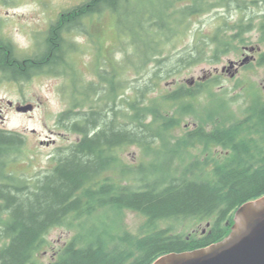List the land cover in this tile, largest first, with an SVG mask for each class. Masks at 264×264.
Wrapping results in <instances>:
<instances>
[{"label": "trees", "instance_id": "1", "mask_svg": "<svg viewBox=\"0 0 264 264\" xmlns=\"http://www.w3.org/2000/svg\"><path fill=\"white\" fill-rule=\"evenodd\" d=\"M129 1L87 0L64 11L47 32L40 69H52L63 62V32L78 28L86 16L106 10L116 13L120 4ZM178 2L187 4L177 9ZM259 4L264 6V0H175L167 2L158 15L152 11L142 14L135 42L145 44L147 38L148 46L143 49V58L137 50L134 65L139 70L155 64V73L148 75L149 79L147 75L143 80L135 79L131 88L129 83H119L107 76L104 89L95 82L88 83L78 93L79 102L72 103L57 119L58 125H64L79 140L59 154L55 165L32 186L19 181L17 187L11 184L14 179L10 176L1 177L4 183L0 185V201L6 204L0 207V214L7 219L0 218V239L4 241L0 264H23L34 238L54 225L66 224L77 230L56 264H152L161 256L204 248L229 234L235 210L264 195V105H252L239 120L223 114L221 123L216 120L211 129L201 125L172 141L169 132L180 124L182 117L191 114L195 108L192 101L206 92L211 98L216 96L211 89L219 85V79L213 77L194 88L180 85L160 100L148 102L146 95L156 81L164 75L171 76L174 68L203 61L216 64L230 48L226 36L235 40L250 33L253 26L252 19L229 25L220 18L223 23L212 36L197 39L190 50L185 49L178 57L160 58L159 43L154 37L157 33L171 32L193 16L216 9L245 10L248 5ZM261 18L258 29L263 31L264 15ZM128 92L130 95L126 96ZM99 94L104 96V105L98 100ZM168 104H172L174 111L170 117L162 112ZM220 107L223 105L210 103L205 108L207 119L220 117ZM21 140L16 134L0 133V145L21 144ZM157 141L165 149V157L170 158L168 166H157V159L152 158L148 163L150 169L145 172L144 162L126 165L116 154L125 146L138 145L151 156L149 151ZM193 144L204 148L219 146L229 155L222 162L204 157V161L183 165L184 157H188L184 151ZM114 167L119 169L118 176L125 185L108 175ZM19 197L24 201L17 206ZM125 210L145 218L141 234H119L116 220L112 222L117 231L108 232L105 237L100 232L87 231L86 220L101 211H112L116 216ZM186 219L210 222L207 231L199 235H180L173 233L171 227H159Z\"/></svg>", "mask_w": 264, "mask_h": 264}, {"label": "rangeland", "instance_id": "2", "mask_svg": "<svg viewBox=\"0 0 264 264\" xmlns=\"http://www.w3.org/2000/svg\"><path fill=\"white\" fill-rule=\"evenodd\" d=\"M85 1L87 0H9V5L0 3V16L9 18L5 31L27 53L31 52L28 46L32 29L40 33L39 46L35 45L33 51L41 55L45 49L44 40L50 23L56 20L61 12L79 6ZM169 1L175 0H131L126 4H120L116 13L106 10L86 16L79 22L80 28L71 29L64 35L63 47L67 52L62 57L63 64L52 69L42 68L40 75L21 85V95L16 92L13 85L0 83V104L5 105L6 101H11L22 105L27 103L34 105V110L28 114L19 116L5 109L1 114L4 119H0V128L19 134L23 138V143L7 152L8 155H5L3 160L0 159V184L4 183L2 176H10L9 178L14 179L11 182L14 186L19 187V181L32 186L53 167L57 150L67 148L78 140L75 133L70 132L64 125H58L57 119L61 113L71 108L72 103L79 102L78 93L82 92L83 85L91 82L101 84L98 78L99 70L116 73L120 82L126 84L135 79L143 80L146 75L150 77L155 73V64L139 70L135 67L137 50L139 49V55L143 58V49L148 46L147 38L144 39V42L147 41L145 44L140 42L137 44L135 35L142 14L152 11L158 15ZM186 4L187 2H178L175 8L180 9ZM238 4L242 5L240 2ZM233 6H236V3ZM248 6L249 8L245 10L231 8L229 11L224 8L196 15L184 21L177 29L154 36L159 43L160 58L178 57L185 49L190 50L197 39L212 36L220 23H223L220 18L227 20L229 25L241 19L246 22L252 19L253 30L250 33L242 34L235 40L226 36L230 48L227 53L221 55L216 64L203 61L179 69L174 68L171 76L164 75L161 81H156L152 91L146 95L148 102L152 99L160 100L161 96L180 85L190 88L197 82H206L213 77L219 79V85L211 89L216 96L211 98L206 92L192 101L195 108L191 114L182 117L180 124L169 132L172 141L180 140L185 132L197 129L201 125L211 129L216 120L221 123L223 114H228L232 120H239L252 105H264V63H260L264 60L261 59L264 56V30L258 29L264 15V6L262 4L258 7ZM244 59L247 61L244 62ZM129 95L130 92L126 94ZM210 103L215 106L223 105L218 108L220 117L213 116V119H207L205 108ZM171 105L163 107L164 116L170 117L174 114ZM159 145L160 141L153 144V150L149 151L151 156L138 145L125 146L117 150L116 154L120 162L126 165L144 162L143 168L147 172L150 169L148 163L152 158L157 159L155 162L157 166L169 165L170 158L165 157L166 151ZM184 152L188 157H184L186 160L183 165L195 160L204 161V157L209 161L222 162L224 157L229 155L219 146L204 148L199 144L189 146ZM178 163L176 159V164L179 165ZM118 170L114 167L108 171V175L114 181H121L120 183L125 185L123 179L118 176ZM23 201L24 198L19 197L16 205H21ZM2 204L5 205L6 202L0 201V207H3ZM0 218L7 219L2 214ZM114 220L120 228L119 231L114 227L112 222ZM209 222L186 219L162 223L159 227L162 229L171 227L175 234L199 235L207 231ZM85 223L88 225V232L93 234L100 232L104 237L106 233L115 230L119 234L137 236L142 233L145 218L138 212L130 210L116 216L112 211H101L95 218L86 220ZM76 231L64 224L62 227H54L48 235L51 242L54 239L55 242L61 240L63 243L65 240H71ZM1 245L2 243L0 247ZM44 251L40 249V256H43ZM43 261L46 262V258Z\"/></svg>", "mask_w": 264, "mask_h": 264}, {"label": "flooded vegetation", "instance_id": "3", "mask_svg": "<svg viewBox=\"0 0 264 264\" xmlns=\"http://www.w3.org/2000/svg\"><path fill=\"white\" fill-rule=\"evenodd\" d=\"M0 3H2L3 5H9V0H0ZM12 8H16V7H12ZM60 15L61 14H59V16ZM84 18H82L81 20H83ZM57 19L53 20L50 23L49 27L47 28V32H48L50 26L54 25L57 22ZM8 22H9V18L0 16V83L6 82V83H9L10 85H13L14 88L16 89V92L19 95H21L22 94L21 85L24 84L25 81H28L32 78H35L38 75H40V73H41V69H40L41 55L38 54L37 52L33 51V47L35 45L39 46V43H40L39 34L40 33H37L34 31V29H32V31L29 35L30 42H29V46H28V49H30L31 52L27 53V52H25V50L23 48L19 47L14 42V40H12L11 35L5 31V25ZM66 33H67V31L63 32L61 34L62 38H63L62 47L64 46V42H65L64 35ZM44 46H45V40H44ZM63 51L67 52V50L64 49V47L62 48V52ZM223 70H224V68H223ZM106 76L107 77H114L116 79V81L120 83V80L117 78L116 73L106 71V70H99L98 78H100V82H101V84H99V85L102 87V89H104V78ZM199 83H204V82H197L194 85H192V83H191L192 87H190V88H194ZM87 84L88 83L83 85L82 89L85 88V86ZM132 84H133V81L129 83V88H131ZM103 97H104L103 95L101 96V94H99L98 100H100L101 105H104V100H103L104 98ZM25 105H31L32 111L34 110L33 104L27 103ZM101 105H100V108L103 109V107ZM20 106H24V105L19 104V103H14L11 101H6L5 105L0 104V119L1 120L4 119L1 115L3 112H5V111H3L4 109L13 112L15 115H19V116L24 115L25 113L17 111V108H19ZM28 113H26V114H28ZM0 133H5L6 135H8L9 133L10 134H16V133H13V132L7 131L5 129H1V128H0ZM16 135L20 136L19 134H16ZM78 140H79V136H78ZM77 141H75V142H77ZM75 142H73V143H75ZM22 143H23V138L21 140V144ZM73 143H71V144H73ZM21 144L11 143V144H6V145H0V150H1L0 151V159L3 160L6 157L5 155H8L7 152H11L13 150L12 148L16 149ZM70 145H69V147H70ZM67 148L57 150V157L54 159L56 160L58 158L59 154L65 153ZM55 160H54V165H55ZM0 185H2V184H0ZM4 216H6V215H4ZM54 227H62V225H60V226L54 225V226H52V228L47 230L44 235H37L34 238V240L32 241V243L29 246L30 247L29 256L23 262V264H56L58 262L60 254L62 253L63 250L66 249V247L69 245L71 240H69V241L65 240L63 243H61V240H58L57 242H55V240L52 239V242H51V239H50L48 233H50V231L52 229H54ZM0 241H1L0 243H2V245H3L4 241L1 239H0ZM6 242H8V241H5V244H6ZM41 248L45 250L43 253V256H40V253H39ZM44 258H46V262L43 261Z\"/></svg>", "mask_w": 264, "mask_h": 264}, {"label": "water", "instance_id": "4", "mask_svg": "<svg viewBox=\"0 0 264 264\" xmlns=\"http://www.w3.org/2000/svg\"><path fill=\"white\" fill-rule=\"evenodd\" d=\"M17 111L31 112L32 106H20ZM152 264H264V195L235 210L233 225L224 239L204 248L161 256Z\"/></svg>", "mask_w": 264, "mask_h": 264}, {"label": "bare ground", "instance_id": "5", "mask_svg": "<svg viewBox=\"0 0 264 264\" xmlns=\"http://www.w3.org/2000/svg\"><path fill=\"white\" fill-rule=\"evenodd\" d=\"M63 48V47H62ZM55 68V67H54ZM37 74V73H36Z\"/></svg>", "mask_w": 264, "mask_h": 264}]
</instances>
